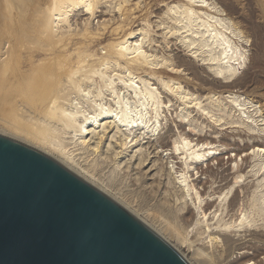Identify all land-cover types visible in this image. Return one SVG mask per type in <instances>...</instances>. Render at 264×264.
I'll return each instance as SVG.
<instances>
[{
    "label": "bare ground",
    "instance_id": "6f19581e",
    "mask_svg": "<svg viewBox=\"0 0 264 264\" xmlns=\"http://www.w3.org/2000/svg\"><path fill=\"white\" fill-rule=\"evenodd\" d=\"M9 1L15 3L17 1L20 6H23L28 0ZM99 1L100 0H50V7L48 9L50 13L48 12L47 14H50L52 22L47 25L44 23L45 21H39L46 26L47 34L41 33L47 35V40L43 44L38 42V44L40 43L41 45L34 44L29 46L28 57L26 56V59L19 61L17 64L13 63L14 55H18L17 53L14 54L15 45L18 44L16 40L14 42L12 38L10 39L9 37L3 40L0 39V108L2 109L4 106H8L10 109H13L12 111L16 109L22 110L24 115L26 114L25 117L27 122L32 125L30 126L33 129L32 133L28 132L25 134L26 137L31 140H39L45 143V145H50V147H53L55 150L62 153V155H66L65 157L72 161H75L76 158L74 157V160L73 157L71 158L66 154V148L64 149L63 143L56 137L58 134L62 135L64 138H68L66 135H72V138L78 137L82 140L83 144H89L93 152H100L106 157H110L109 161L113 158V160L116 159L115 161L119 160L117 162H120V164L128 168V171L129 168H132V170L135 169L138 173L142 172V174H144L142 176L149 179L151 184L161 187L163 194L161 196L165 198L167 204L169 203L170 210L175 212L180 220L184 221L186 226L183 225L181 229H170L171 226L168 227L169 225H163L165 222L160 224L162 225L163 232L169 234V237H173L174 235V237L180 241V244L181 242L185 243L187 240L191 241V239H189V234L194 229L189 230V227L190 225H194L193 228L196 229L194 233H206L209 237L208 240L211 246H218L220 242L222 243L221 246H223L228 253L227 264H264V223L260 225L256 224L257 220L255 219V215H253L254 213L250 214L248 210H244L243 206H239L241 196L239 192H244L248 186V183H240V179L242 180L243 178L242 166L237 163V170L235 172H230L231 168L228 167L229 165L226 166L227 163H225L224 158L216 156L219 149L217 147L218 145L212 146L214 145L212 139L210 141L193 143L191 140L193 138L190 139V135L185 136L182 134V131L176 133L175 129L179 128V125H174V123H176L175 119H171L170 124H168L170 120L168 118V102H171V95L179 96L186 105L194 103L198 108L206 111V109L201 106L199 97L194 96L192 93L193 91L190 92V90H187L183 86L184 78L182 79L179 72L181 68L184 67V62L172 67L169 64L170 59L168 57L164 55L158 56L156 53L150 52L151 50H147L145 44L147 43L146 39L150 37V31L146 26L130 30V32L118 42L108 43L103 47V49H105V55L99 57H95L87 52L88 49H85L86 47L77 46L76 48H72L73 38L65 37V33L72 30H70V28L74 26V23L72 26L69 23L68 30H60L63 22L65 23L72 20V17L71 20H69V14L71 12L76 9H83L77 12L73 18L74 21L72 20L75 23L80 20L82 23V21L87 19L86 16L85 18L83 17L85 15L83 11L87 12L86 14H88V12L94 14L95 6ZM127 1L128 0H119V9H121ZM18 4L16 7H18ZM8 5H5V7H8ZM26 8H24L25 13L27 10ZM40 8L42 9V7ZM36 9L38 8L36 7ZM29 11L31 10L29 9ZM36 11V15H38V13L40 14V11H37L38 13H36ZM44 12H46V10ZM10 13L12 14V12ZM167 14L172 22L178 24V27H168V33L170 35L181 33L180 39L183 40L184 44L188 47L189 51H192L195 57H199V54L202 53L204 49H209L210 55L207 59L216 63L217 78L220 79L223 77L226 79L218 80V84L215 85L217 88L225 90L230 94L229 97L232 102L237 105V110L242 114H246L249 112L247 108H250L248 105H251L253 107L252 111L259 112L260 109L255 107L251 98L241 99V95L232 93L234 89H239L242 86L240 81H231L230 79L237 71L235 63L241 64V60L245 57V49L233 40L231 35H233V37L239 36L240 33L235 26L231 24L227 25L225 19L222 17V10L218 6L212 5L208 0H184L182 3H177L172 6L168 5ZM21 15L17 16L20 17ZM114 15L112 16L113 18L117 14ZM43 16L44 15H42V17ZM103 16L105 18L106 14ZM44 18L45 16L43 19ZM47 20L50 21L49 19ZM106 21H109V19ZM6 22L9 25V22ZM2 23L1 21L0 24ZM84 24L85 23H83V25ZM13 26L15 27V25ZM44 26L41 25L40 27L44 28ZM9 27L11 28V26ZM54 28H56V30ZM73 31L74 30L71 32ZM33 32L32 30V34ZM38 33L40 32L38 31ZM38 33H35L36 37ZM22 34L25 35L24 33ZM21 39L23 40L22 37ZM30 39L28 40L27 38L28 42L32 41V43H35L33 42V36L31 41ZM36 39L39 41L38 38L34 40ZM133 41H135V44H133ZM19 47H21V45ZM198 52L199 54H197ZM19 55H21L20 51ZM189 63L191 64L190 66L193 65V62ZM159 65L171 68V71L174 72L171 74L167 69L158 67ZM184 69L186 68L184 67ZM193 69H195V67ZM194 79L204 83L205 86L206 84H211L207 76L201 77L197 75L194 76ZM21 98H26L28 101L23 102ZM208 98L213 102L216 100L213 99L214 96ZM5 109L7 112V108ZM1 113L5 115V113L0 112V114ZM6 114H10V112ZM1 117L0 115V119ZM162 117L165 118L166 122H163L164 118ZM211 118H213L215 122L220 121V119L215 118L213 115H211ZM262 129L264 130V127ZM2 132L0 135L38 151L90 187L102 193L152 232L158 239L177 253L187 264H190L186 260L187 258L185 259L183 256L184 254L180 253V249H178L175 244H172L160 231L145 222L131 210L127 206L129 203L125 205L116 196L102 188L103 186L100 185V187L90 178L82 174L81 171L70 166L66 162L67 160L54 156L48 153L47 150L38 148L36 145L30 144L31 142L28 143L24 141V139H20V137L18 138ZM176 134L178 135V139L175 140L172 145L171 140ZM153 135L158 136L157 140L155 142L149 140L147 142L145 141L146 145L142 146V139L146 137L152 138L150 136ZM198 139H200V137ZM80 143L81 142H79V144ZM69 144L68 141V145ZM255 147H257V149H255ZM252 148L253 153L264 155V147L255 145ZM159 149H164V151L170 150L169 153L167 152L169 154V160L171 159L169 162L172 163H169V167L165 166L163 164L164 162L161 161V150ZM245 151L246 148H243L239 153L236 152L235 158ZM230 156L229 161H234L235 158L232 156L233 159ZM166 157L164 156V158ZM241 158L243 163L247 161V158H243L242 156ZM206 161V167H204L201 163ZM235 161L237 162V160ZM76 162L78 163V160ZM87 168L88 167H86V169ZM85 171L84 169V172ZM92 172H90V174L94 175ZM162 172L163 174H167L168 179L166 178L165 180L167 182L164 181L163 183L160 181L162 178L159 177V175ZM190 172L192 173L190 174ZM260 172L264 173V162L260 165L256 174ZM172 173L175 176L176 183H178V187L174 190L173 194L169 189L170 187L172 189L173 184L172 181V184L170 182L173 176ZM236 173H238V176L232 181L231 176ZM198 174H200V176L205 175L206 179L204 177V179L198 180V178H200ZM194 175L195 177L197 176V178H192ZM136 177H138V175ZM151 187L152 185H150V188ZM236 187L237 189H235ZM261 201L263 206L264 197ZM191 203H194L199 208L198 218L194 223L192 221L194 212L190 208ZM259 209L260 211L258 210V212L264 215V208L260 207ZM235 212L238 213L236 220L225 219V216L228 215H230V218H234V216H236ZM148 215L150 216V214ZM155 220L158 221V218ZM214 220L216 221L213 222ZM155 225H157L156 222ZM192 237L193 236H191V238ZM206 247V251L209 250L208 246ZM201 252L204 253L202 250ZM195 259L197 260V258ZM215 259H217V257ZM201 260H199L200 264ZM209 262L211 261L209 260ZM211 264L215 263L211 262Z\"/></svg>",
    "mask_w": 264,
    "mask_h": 264
},
{
    "label": "rangeland",
    "instance_id": "374dc122",
    "mask_svg": "<svg viewBox=\"0 0 264 264\" xmlns=\"http://www.w3.org/2000/svg\"><path fill=\"white\" fill-rule=\"evenodd\" d=\"M6 1L7 0L0 1L1 3L0 7L2 6L0 8L1 9L0 23L1 21L3 22L2 24H0V34H2L3 32L5 33V34L3 33L2 35H0V39L3 40L9 37L10 39L12 38L14 42L16 40L18 44L16 43L17 45H15L14 54L17 53L18 55L15 54L14 57L15 56L16 57L15 58L13 57V59L15 61L18 58L19 59L16 62L13 60V63L17 64L19 61L26 59V56L28 57L29 46H32L34 44L37 45L38 42L43 44L47 40V35H44V34H47L46 28H45L46 26H44L43 24L46 23L48 25V23L52 22L50 19V14H47L49 12L48 9L50 7L49 5L50 0H33V1L26 0L28 4L26 2L25 5L23 6H20L17 3V1L16 3L9 1V0H8L9 2L8 1L6 2ZM208 1L212 5H216L222 10V17L225 19L227 25L231 24L235 26V28L238 29L240 35L234 36V37L233 35L231 36L238 45H240L242 48L245 49V57L241 60V64L235 63V67L237 71L230 79L231 81L233 80L240 81L242 86L239 89L237 88L234 89L232 93L236 95H241V99L251 98V101L254 102L255 107L260 109L259 112L252 111L253 107L251 105H248L250 108L249 109L247 108V111L249 112H247L246 114L240 113L237 110L238 109L237 105L233 103L231 98L229 97L230 94L227 91L221 90L220 88L216 87L215 84H218L219 82L218 80H226V79L223 77H221L220 79L217 78L216 63L211 62L207 59L210 55L209 49L207 48L204 49L203 52L200 54L198 52L197 54H199V57H195L192 51H189L188 47L184 44L183 40L180 39L181 33H175L173 35H170L168 33V27H171V28L178 27V24L176 22H172V20L169 18L167 14V6L168 5L172 6L177 3H182L184 2V0H128L126 3H124L121 9H119V6H118L119 0H100L95 6L94 14L90 12L86 14L87 12L83 11L85 13L83 17L85 18L86 16L87 19L82 21V23L80 20L77 21L76 23L73 22L74 21L73 18L77 12L83 9L81 10L76 9L77 11L74 10L73 11L74 14L73 12H71L69 14L70 16L69 20H71V17H72L73 21L71 20L65 23L63 22L61 24L60 30L66 31L69 29L68 26L70 24L72 26L74 23V26L70 28V30L72 29L74 31L71 32L72 31L71 30L70 32L65 33V37L73 38L72 48H76L77 46L84 47V48L86 47L85 49H88L87 52L94 55L95 57H99V56L105 55V49H103V47H105L108 43L118 42L121 39H123L124 36L128 32H130V30L141 28L142 26H146L148 27L150 31V37L146 39L147 43L145 44V47L147 50L149 51L151 50L150 52L156 53L158 56L164 55L165 57H168L170 59L169 64L172 67L174 65L184 62L183 63L184 67L187 70L184 69L183 67L181 68V71L179 72L182 79L184 78L183 86L187 90H190V92L193 91L192 93L194 94V96L199 97V99L201 100V106L205 108L206 111L201 110L194 103L186 105L179 96L171 95L170 96L171 102H168L169 104L168 118L170 119L168 121V124H170L171 119H175L176 123H174V125H179L178 126L179 128L175 129L176 133H179L180 131H182L183 135L185 136L190 135L189 136L190 139L191 138L195 139V140L191 139L193 143H198L199 141H210L212 139V142H214V145L212 146L218 145L217 147L219 149L218 154L216 156L224 158L225 163H227L226 166L229 165L228 167L231 168L230 172H235L237 170V163L240 166H242L243 178L242 180L240 179L241 181L240 183L241 184L248 183V186L244 192L238 191L241 195L240 200H239V206L240 205L243 206L244 210H248L250 214L254 213L253 215H255V219L257 220L256 224L260 225L264 223L263 213L258 212V210L260 211L259 209L260 207L264 208V205L262 206V201H261L263 200V197H264V173L260 172L259 174L258 173L256 174V172L258 171L260 165L264 162V155H258V154L253 153L252 147L255 145L264 147V130L262 129L264 127V121H263L264 119V0H208ZM2 2L5 5L10 4L11 6L8 5L9 10L11 9L13 10L9 11L8 7H5V5H3ZM17 4H18V7H16ZM26 4L29 6H27ZM32 7L34 9H36L37 7L38 8L36 9L37 11L40 9L39 10L40 14L38 13L39 11L37 12ZM40 7L46 10V12H44L45 10L43 9L44 14L42 13V15H44L46 19L45 18L43 19L44 16L42 17L41 15L42 9ZM24 8L27 9V10L25 9L26 13L24 12ZM14 9L15 10L17 9V10L15 11ZM29 9L31 11H29ZM35 11L36 13H38L39 16L35 14ZM10 12H12V14ZM30 13L32 14V16ZM114 13L115 15L116 14L117 15L115 16ZM105 14L106 16L104 18L103 15ZM17 15H21V16L18 17ZM113 15L115 16L114 18L112 17ZM9 19L11 20V22ZM47 19H49L50 21H48ZM104 19L106 20L109 19V21H106ZM40 20L41 22H44V21L45 22L41 23L39 22ZM6 21L9 22V25ZM22 21L24 22V24ZM25 22H28V23H25ZM78 23L80 24V28H79ZM83 23L85 24L83 25ZM13 25H15V27ZM41 25L44 26V28L40 27ZM63 25L65 28L63 27ZM9 26H11V28ZM54 29L56 30V28ZM32 30L34 31L33 34H32ZM38 31L40 33H38ZM41 32H43L44 34ZM22 33H24L25 35H23ZM35 33H38L37 37ZM28 36L31 39L33 36V42L35 43H32L31 39ZM21 37L23 38V40L21 39ZM27 38L28 40L30 39L31 42H28ZM35 38H38L39 41L37 39L34 40ZM133 44H135V41H133ZM20 45L21 47H19ZM19 51L21 55H19ZM185 61L186 63L187 62L188 63L186 64ZM189 62H193V65L190 66L191 64ZM158 67L162 69H167L168 72H170L171 74L174 72V71H171V68H166V66L159 65ZM194 67L195 69H193ZM197 75L201 77L207 76L210 79L209 81L211 82V84L212 83L213 84L212 85L206 84L205 86L204 83H201L197 79L196 80L194 79V76H197ZM210 96L211 97L214 96L213 99L214 100L216 99V100L214 102L211 101L208 98ZM21 99H23V102L28 101L26 98H21ZM5 108H7V112ZM8 108L10 109V107L8 106L7 107L4 106L2 109L0 108L1 109L0 112L5 113V115H3L2 113L0 114L2 116L0 119V131L2 132L4 130L2 133H6L11 136L18 137V138L20 137V139L22 140L24 139V141L28 143L31 142L30 144L36 145L38 148L47 150L48 153L54 156H58L64 160H67L66 162L70 166H72L74 169L78 171H81L82 174L90 178L97 185L103 186L102 188L106 189L108 192L116 196L125 205L129 203L127 206L131 210H133L141 219H143L145 222H147L148 224L156 228L158 231H160L172 244H175V246L178 249H180L179 250L180 253L184 254L183 256L185 257V259L187 258L186 260L190 264H200L199 260L204 259V258H205L204 259L205 261L201 260V264H211V262L215 264H222V263L227 264L228 253L226 252V249H224V247L221 246L222 243L220 242V244H218V246L221 249L216 245L211 246L208 240L209 237L207 236L206 233L205 234H201V233L195 234L194 233L196 230L195 228H193L194 225L192 226L190 225L189 227V230L194 229L189 234V239H191V241L187 240L188 241V242L186 241L187 243L181 242L182 245L180 244V241H178L174 237V235L173 237H169L168 236L169 234H167L166 232L165 233L163 232V229L161 227L162 225H160L163 222H165V224L163 223V225L165 226L169 225L168 227L171 226L170 229H173V228L181 229V227L185 225V223L184 221L180 220L179 216H177L175 212L170 210L169 203L167 204V201L165 200V198L161 196L163 195L161 191V187H159L158 185L151 184V181L149 179L145 178V176L144 177L142 176L144 175L142 174V172L138 173V171H135V169L132 170V168H129V171H128L127 170L128 168L120 164V162H117L119 160L115 161L116 159L113 160V158H111V161H109L110 157H106L100 152H95V151L93 152V150H91L92 149L91 146H89V144L87 145H85V143L83 144L82 140H80L78 137L72 138V135H70L71 137L69 135H66L68 136V138L65 137L66 138L65 139L64 137H62V135L58 134L56 137L61 143H63L64 149L66 148L65 149L66 154L71 158L73 157L74 160L76 158L75 161H72L68 159L67 157H65L66 155L64 156L62 155V153L55 150L53 147H50V145H45V143L39 140H33V139L31 140L30 138H27L25 134L28 132L32 133L33 129L31 127L32 125L26 120V117H25L26 114L24 115V112L22 110L16 109L12 111L13 110L12 108L10 109L12 111L11 112ZM9 112L10 114L7 115L6 113H9ZM211 115H213L217 119H220V121L215 122L213 118H211ZM163 122H166L165 118ZM150 137L152 138L146 137L142 139L141 141V143L143 142L142 146H145L148 140L151 142L153 141L155 142L158 136L153 135ZM199 137L200 139H198ZM177 139H178V135L176 134V136H174L171 140L172 145L174 141ZM68 141L70 143L69 145H68ZM65 142H66V145H65ZM79 142L81 143L79 144ZM243 148H246V151L242 152L240 156L235 158L236 152L239 153V151L242 150ZM255 149H257V147H255ZM162 151H164V149L161 150L160 152L161 159H162L161 161L164 162L163 164L165 166L169 167L170 164H172L169 162L171 159L169 160L168 158L169 156L168 153L170 152V150H166L164 152ZM68 152L70 153V155ZM164 156L165 157L167 156V157L164 158ZM229 156L230 157L233 156L235 158L234 159L232 157L234 161H229ZM241 156L243 158H247V161L243 163V161L241 160L242 159ZM77 160H78V163L76 162ZM235 160H237V162ZM206 163L207 161L202 162L201 164L204 167H206ZM86 167H88L87 169L90 168L91 170L90 169L87 170ZM83 168L86 170L85 171L86 173L84 172ZM90 172H92L94 175L90 174ZM191 173L192 172H190V174ZM135 175L136 176L138 175V177H136ZM172 175L173 176L171 177L170 182L171 181L173 182V184L171 182L173 190L170 187L171 185L169 186L170 187L169 189L171 190L173 194L174 190H176V188L178 187L177 186L178 183H176L177 181L175 180V176L173 173ZM198 176H200V174H198ZM236 176H238V173L232 175L231 180L234 181ZM159 177L162 178L160 181H162L163 183L166 180V178L168 179L167 174H163V172L159 175ZM204 177L205 175H202L200 176V178H198V180L204 179ZM192 178H197V176L195 177L194 175ZM173 179L175 182L173 181ZM150 185H152L151 188H150ZM235 189H237V187ZM194 205H195L194 203L190 204V208L194 212V216L192 218L193 223L198 218V212H199V208L197 207V205L195 206ZM237 212H235L236 216H234V218H230V215H228V216H225V219L226 220H231V219L236 220L238 216ZM148 214H150V216ZM151 216H153L154 219ZM157 218H158V221L155 220ZM215 221L216 220H214L213 222ZM155 222L157 225H155ZM191 236L193 237L191 238ZM199 245H201L203 249ZM206 246H208V249H209L207 251H206V248H207ZM201 250L204 251V253L201 252ZM209 252L210 253L212 252L213 254L212 253L210 254ZM214 255L217 257V259H215L216 257ZM210 256L212 257V259ZM195 258H197L198 262ZM209 260L211 262H209Z\"/></svg>",
    "mask_w": 264,
    "mask_h": 264
},
{
    "label": "water",
    "instance_id": "95a60500",
    "mask_svg": "<svg viewBox=\"0 0 264 264\" xmlns=\"http://www.w3.org/2000/svg\"><path fill=\"white\" fill-rule=\"evenodd\" d=\"M0 264H187L134 217L0 135Z\"/></svg>",
    "mask_w": 264,
    "mask_h": 264
}]
</instances>
